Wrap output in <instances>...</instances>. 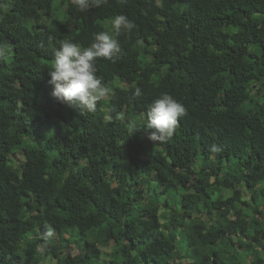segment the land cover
<instances>
[{"label":"trees","instance_id":"1","mask_svg":"<svg viewBox=\"0 0 264 264\" xmlns=\"http://www.w3.org/2000/svg\"><path fill=\"white\" fill-rule=\"evenodd\" d=\"M56 3L0 0V264H264V0ZM101 31L119 59L80 113L49 69ZM163 93L186 112L154 142Z\"/></svg>","mask_w":264,"mask_h":264},{"label":"clouds","instance_id":"2","mask_svg":"<svg viewBox=\"0 0 264 264\" xmlns=\"http://www.w3.org/2000/svg\"><path fill=\"white\" fill-rule=\"evenodd\" d=\"M81 11L90 7H99L103 0H73ZM135 23L124 15H117L112 20V29L116 34L121 31L131 32ZM120 45L117 39L107 31L94 34L93 41L87 47L69 40L61 42L54 51V63L49 69L52 85V97L61 104L75 108L80 113L94 112L97 103L110 94L95 70L97 58H104L115 63L119 59ZM6 55L0 47V57ZM141 90L137 88L135 96ZM184 105L168 93L157 97L147 110L145 129L150 130L149 138L157 141L164 136H171L175 131L178 119L185 115Z\"/></svg>","mask_w":264,"mask_h":264},{"label":"rangeland","instance_id":"3","mask_svg":"<svg viewBox=\"0 0 264 264\" xmlns=\"http://www.w3.org/2000/svg\"><path fill=\"white\" fill-rule=\"evenodd\" d=\"M58 11H57V3H56V0H54V15H53V18L54 19H58V20H60V18H63V16L61 17V16H59V14L57 13ZM55 120V119H54ZM59 122H61L60 120H58ZM48 126V125H47ZM44 132H46V131H44ZM45 136H47V134H45ZM16 159H18L19 161H21L22 160V158H23V156H22V154H20V153H17L15 156H14ZM75 250H73V252H74ZM43 264H53V261H51V260H46L45 262H43Z\"/></svg>","mask_w":264,"mask_h":264}]
</instances>
